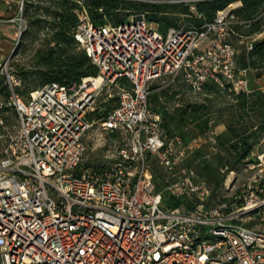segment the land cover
Masks as SVG:
<instances>
[{
	"label": "built area",
	"instance_id": "built-area-1",
	"mask_svg": "<svg viewBox=\"0 0 264 264\" xmlns=\"http://www.w3.org/2000/svg\"><path fill=\"white\" fill-rule=\"evenodd\" d=\"M235 3L200 26L182 21L161 33L143 11L117 23L94 26L85 10L74 39L97 67L79 82L45 83L22 97L19 75L0 62L7 93L0 110L13 111L9 127L0 114V264H264V152L257 173L225 211L207 205L206 182L182 166L185 145L163 137L160 114L149 107L153 81L180 77L193 91L211 81L230 91H249L248 69L235 62L229 40ZM23 0L7 19L22 28ZM256 36L245 39L246 49ZM99 78V80H97ZM126 78L130 87L120 84ZM113 86L116 104L100 120L106 132L128 135L105 166L83 163L88 115L97 95ZM214 132H211V135ZM164 172L157 190L152 160ZM189 206H166L163 194Z\"/></svg>",
	"mask_w": 264,
	"mask_h": 264
},
{
	"label": "trees",
	"instance_id": "trees-1",
	"mask_svg": "<svg viewBox=\"0 0 264 264\" xmlns=\"http://www.w3.org/2000/svg\"><path fill=\"white\" fill-rule=\"evenodd\" d=\"M40 0H23V13L31 22H47L50 38L48 48L37 52V65L32 70L17 71L22 76L23 86L17 88L22 96H28L31 90L49 82L70 84L79 82L82 77L97 75V67L91 63L85 51L74 39L73 31L79 14L85 10L94 26L105 23L117 24L125 20L133 11H143L150 23L161 33L168 27L182 21L200 26L212 21L218 10L226 8L234 1L240 4L231 10L233 20L229 23V40L235 45V62L238 67L249 70V91H230L220 88L215 83L205 82L202 89L213 95L222 89L228 100L214 112L209 110L211 98L207 102L190 103L184 101L185 87L177 78L167 83L160 91L150 85L149 107L160 114V126L163 137L170 140L179 136L187 144L194 136H204L220 121L225 129L215 134L214 143L206 140L184 156L182 166L194 167L197 176L203 179L210 189L211 196L221 186L227 175L240 164L255 162L256 154L264 152V87L254 84V79L264 77V37L256 38L251 49L247 50L245 39L264 32V0H49L39 4ZM50 17L46 20L45 17ZM36 74L40 79L37 87L29 84L28 76ZM120 84L130 87L126 78ZM7 93L4 76L0 75V94ZM179 97L180 104L169 107V102ZM230 98V100H229ZM116 96L111 97L101 106L94 108L88 115L95 114L101 120L116 104ZM101 109V114L99 110ZM4 111L0 110V114ZM216 114L213 117V114ZM154 177V175H153ZM155 180V179H154ZM156 189L162 187L155 183ZM237 189V193H239ZM222 200H227L223 198ZM225 211L240 205L241 199L235 194L228 198ZM166 206H189L180 198L163 194ZM253 222H248L251 225Z\"/></svg>",
	"mask_w": 264,
	"mask_h": 264
},
{
	"label": "rangeland",
	"instance_id": "rangeland-1",
	"mask_svg": "<svg viewBox=\"0 0 264 264\" xmlns=\"http://www.w3.org/2000/svg\"><path fill=\"white\" fill-rule=\"evenodd\" d=\"M48 1L49 0H40L39 4H47ZM22 18V33L18 37L17 28L15 26L14 38L10 40L8 47L4 48V50L1 51V53L6 56V59H3L2 62L8 60V67L16 72L21 79V84L18 88H22L23 81L22 76L17 70L21 68H23V70H32L33 68H35V66L37 65V52L39 50H46L48 48V39L50 38L49 26L47 25V22H31V20L29 21L28 17H26L23 12ZM45 18L46 20H49L50 17L46 16ZM129 18L130 17H128V19ZM177 79V82H181L185 87V92L182 96L184 98V101H188L190 103L207 102L206 96H208L211 98L209 110L211 112H214L216 109L226 104V100H228L227 95L223 92L222 89L220 90V93L216 95L205 92L203 89L193 91L182 81L180 77H178ZM27 80L30 85L37 87L36 85L40 79L36 74H30ZM168 82L169 78H164L153 81L152 84L156 86V90L160 91L163 87L167 86ZM253 82L257 86H264L262 85L264 84V78L257 80L254 79ZM116 91L117 89L113 86L104 87L96 97L94 108L101 106L102 102H105L111 97L116 96ZM179 97L180 96L174 98L173 101L169 102V107L180 104L181 100L179 99ZM99 113L101 114V109L99 110ZM3 116H5L7 125L9 127H12V125H16V116L13 111L5 110L3 112ZM215 116L216 114H213V117ZM93 120V126L84 135L86 150L83 157V163L87 165L105 166L113 161L118 149L128 147L129 138L128 135L122 133L104 131L100 126V120L97 114L93 116ZM220 123V121H217L215 125ZM213 128L201 137L200 144H202L206 140L214 143V136L216 133L215 131H213ZM211 132H214V134L211 135ZM261 142V144H264V140H262ZM2 145L3 140L0 139V151ZM188 152L189 151L185 149L184 156H186ZM151 160L152 171L155 179L154 182L157 185L163 187L165 184L164 172L154 159ZM253 164L254 162L240 164L236 170L231 171L224 179L214 196H211L209 189V195L205 199V203L207 205H218L222 207L226 206L229 202L228 198L233 194H236L237 189L242 188V185L247 184L257 173V168L253 167ZM223 198L227 200L224 201L222 200ZM242 218L245 222H249V219H246L245 217ZM252 221L253 223L251 225L260 228L264 227V225L258 224V219Z\"/></svg>",
	"mask_w": 264,
	"mask_h": 264
},
{
	"label": "crops",
	"instance_id": "crops-1",
	"mask_svg": "<svg viewBox=\"0 0 264 264\" xmlns=\"http://www.w3.org/2000/svg\"><path fill=\"white\" fill-rule=\"evenodd\" d=\"M19 2L20 0H0V62H2L3 59H6V56H4L1 53V51H3L4 48L8 47L10 40L14 38L15 24L12 22H8L6 20L16 15L18 11ZM233 3H235L236 6H238L240 4V1H234ZM254 36H256V38L264 37V32L256 34ZM262 78L264 77H261L260 79ZM248 79H249V70H248ZM260 87H264V86H260ZM224 129H225L224 124L220 123L214 126L213 131H215V133L218 134L222 132Z\"/></svg>",
	"mask_w": 264,
	"mask_h": 264
},
{
	"label": "bare ground",
	"instance_id": "bare-ground-1",
	"mask_svg": "<svg viewBox=\"0 0 264 264\" xmlns=\"http://www.w3.org/2000/svg\"><path fill=\"white\" fill-rule=\"evenodd\" d=\"M97 80H99V78H97Z\"/></svg>",
	"mask_w": 264,
	"mask_h": 264
}]
</instances>
